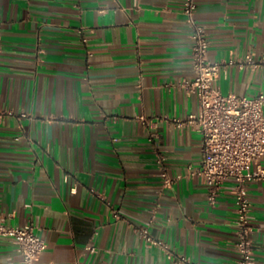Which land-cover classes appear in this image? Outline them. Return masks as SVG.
Returning <instances> with one entry per match:
<instances>
[{"label": "crops", "instance_id": "obj_1", "mask_svg": "<svg viewBox=\"0 0 264 264\" xmlns=\"http://www.w3.org/2000/svg\"><path fill=\"white\" fill-rule=\"evenodd\" d=\"M183 8L184 0H0V109L14 113L0 122V216L37 228L47 242L37 264H173L139 227L199 264L238 263L235 182L210 205L192 175L202 135L172 121L199 112L181 87L193 80ZM197 19L221 64V92L264 93V0H198ZM160 155L175 179L169 190ZM248 198L255 264H264V181L248 184ZM0 264H24L3 237Z\"/></svg>", "mask_w": 264, "mask_h": 264}, {"label": "built area", "instance_id": "obj_2", "mask_svg": "<svg viewBox=\"0 0 264 264\" xmlns=\"http://www.w3.org/2000/svg\"><path fill=\"white\" fill-rule=\"evenodd\" d=\"M183 12L190 29L191 65L193 80L183 81L181 87L189 94L197 96L199 112L190 114L185 121L173 119L178 126H193L202 135V158L199 168L192 172L208 189L210 205L217 204L224 184L233 180V194L236 202L234 228L237 236V264H255L253 207L248 198V184L264 181V93L255 97L237 94H223L217 87L221 64L209 58L208 32L197 19L198 0H184ZM246 63L254 64L248 56ZM14 113L0 109V122ZM22 118L27 117L21 114ZM144 123L146 117H140ZM162 189L169 190L175 184L166 167V157L158 159ZM253 166H256L254 169ZM157 211L152 212L150 223L156 220ZM137 234L149 247L157 248L173 264H199L191 258L181 256L172 246L156 238L147 227L136 229ZM0 237L9 239L22 256L24 264H37L47 248V242L33 224L14 227L7 224L5 216H0ZM96 252L95 247L88 248Z\"/></svg>", "mask_w": 264, "mask_h": 264}]
</instances>
